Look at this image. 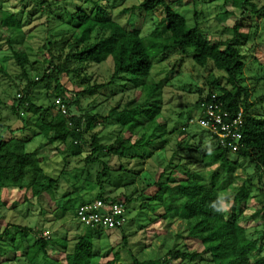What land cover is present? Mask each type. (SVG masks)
I'll return each instance as SVG.
<instances>
[{"label": "trees", "instance_id": "1", "mask_svg": "<svg viewBox=\"0 0 264 264\" xmlns=\"http://www.w3.org/2000/svg\"><path fill=\"white\" fill-rule=\"evenodd\" d=\"M250 1L223 0V3L230 2L235 9L242 12L250 8L252 12L259 13L260 10H256V6ZM84 2L92 4L94 7L92 14H87L82 8L74 12L65 9V16L67 15L75 25L68 32L69 37L60 39L62 46L57 49L55 47L58 45L55 43L51 44L49 41L44 43L42 49H46L50 57L46 61L47 68L40 76V80L28 78L26 54L12 53L27 83L18 93L21 97L16 98L11 105V112L17 118H20L24 112H30L32 115L39 114L41 120L35 123L38 129L35 136L23 139L11 137L7 140L0 138L1 205H3L2 191L5 190H29L34 197H40L43 194L50 195L51 191L57 188L58 181L49 178L44 173L37 155L38 150L46 145H63L67 151L65 159L79 158L85 150L89 149L83 157L85 167L81 177L73 184V192L65 196L68 201L80 198L82 194L86 195L92 192L94 187H98L97 194L84 199L78 207L94 200L131 203L132 199L125 195L120 198H110V192H107L105 186L111 184V179L118 178V172L124 169L119 166L118 172L112 170L109 162L103 158L121 160L132 152L134 153L132 159L140 157L142 161L143 158L136 153L154 141L149 138H153L155 133L165 132V126H160L157 121L161 113L163 84L153 82L150 72L156 58L173 52L191 57L192 61L201 68L211 63L215 70L224 74L226 86L218 90L211 88L204 98L197 101L196 105L199 108L200 102L209 101L210 95L215 94L216 101L222 103L223 110L233 115L241 110L242 140L237 152L232 154L227 148L218 146L216 141L202 130L210 137L214 145L200 156L203 164L215 167L207 179L203 181L183 164H174L169 159L164 169L165 174H161L153 184L156 192L148 200L146 207L149 210L152 209L153 212L161 208L162 214L159 218L162 220L183 221L186 238L197 241L202 248L201 251L190 252L185 245L169 251L161 259L143 261H139L130 252L127 264H172V261L177 260L188 263L197 260L198 264L201 262L264 264V255L256 247V240L249 238L246 229L241 225L249 201L253 199L249 192L251 187L249 181L233 189V193L229 196L230 211L228 213L224 211L222 199V193H226L233 183V175L240 164L239 161H246L254 166V173L259 178L264 170V118L250 114L254 105L248 102V92L241 85L245 62L239 47L242 43V36L239 33L242 27L240 20H236L232 27L233 36L230 39L212 43L197 24L194 27L186 25L184 17L177 13L174 3L170 0H143L123 12L131 15L135 12L145 15L152 14L156 10L162 12L159 25L149 35L142 37L140 31L134 28H124L114 22L109 17V8L103 5L101 0H84ZM40 3L47 4L48 9L51 7L48 0H41ZM261 10L264 11V7ZM0 26L14 34L21 32V22L16 16L1 9ZM107 59H110L112 64L110 80L102 84H87L84 90L73 95L70 102L67 101L65 96L68 92L61 85L60 77L71 76L83 84L84 81L87 82L84 74L86 67L90 64L100 65ZM125 78L134 90L139 92V98L142 99L140 105L132 107L136 102L133 101L122 109H111L102 118L97 114L91 115L86 112L77 114L81 97H91L97 91L110 87L116 81ZM50 82L54 83V87L47 95L49 106L45 110L36 106L32 102V97L39 85ZM215 84L216 82L211 86L215 88ZM57 98H61L66 105V114L58 111L54 113V102ZM260 99L264 101V96ZM70 108L75 109L76 113ZM48 113L50 119L45 121L44 116ZM98 120L101 123L97 122ZM26 122L29 120L23 122L20 130L28 126ZM102 125L119 128L109 144H104L100 139L99 131H96L97 127H102ZM123 133L128 134V137L123 136ZM180 133L185 134V127ZM35 137L41 138L44 143H41L39 148L28 152L26 146ZM132 137H137V140L132 142ZM177 175L183 178L176 180ZM258 191L262 197L258 200L261 206L250 218L262 228V239L264 240V189L258 188ZM151 206L154 208H150ZM76 209L73 210L74 218ZM8 229L9 226L0 236H7ZM23 231L18 229L20 236L26 239L27 234ZM36 234L34 242L24 249V260L28 264H35L39 259L47 264H59L47 256L48 249L55 245L52 243V238L44 239L39 237L40 233L38 236ZM60 242L61 244L57 245L63 251L64 264H122L119 252L114 250L110 252L112 258L103 262L102 259L105 257L96 252L91 234L78 236L71 250L68 249V241L65 238ZM121 243L122 248L126 247L127 239L124 234Z\"/></svg>", "mask_w": 264, "mask_h": 264}, {"label": "rangeland", "instance_id": "2", "mask_svg": "<svg viewBox=\"0 0 264 264\" xmlns=\"http://www.w3.org/2000/svg\"><path fill=\"white\" fill-rule=\"evenodd\" d=\"M41 0H0V9L12 13L21 22V32L14 34L5 27L0 26V138L7 140L11 137L23 139L32 137L38 133L35 127L40 122L39 114L24 112L17 118L11 112L17 94L21 92L27 83L21 70L15 63L12 53H24L28 57L26 66L27 76L35 80L47 68L46 61L49 60V53L42 49L45 42L55 43V48L62 46L60 39L69 37L68 32L72 30L75 23L65 14V9L71 12L82 8L87 14H92L94 7L84 0H48L51 7L41 4ZM103 5L109 8V17L124 28H134L140 31L142 37L149 35L159 25L162 12L156 10L152 14L135 12L134 14L123 13L143 0H101ZM174 3L177 13L182 15L188 27L196 24L204 33L206 38L212 42H223L233 36L232 27L236 20H240L242 27L239 33L242 36V43L239 46L244 56L245 67L241 75V85L248 92V102L253 104L251 115L264 118V0H251L250 3L256 6L259 13H254L250 8L245 11L235 9L230 2L223 3V0H170ZM193 1V2H192ZM40 3V5H39ZM195 5H194V4ZM56 53V51L54 52ZM84 74L87 82L83 84L71 76L60 77V83L68 92L65 99L70 102L73 95L84 90L87 84H102L110 80L112 74L111 60L107 59L100 65L90 64L86 67ZM153 82H161V113L158 124L165 126L164 133H155L154 140L146 148L136 153L143 158L132 159L134 153H128L125 158L117 160L108 158L109 166L117 171L119 166L123 171L118 172V178L111 179V184L105 186L110 192V198H120L125 195L132 199L126 206V223L122 230L113 229L93 230L80 225L74 219L73 210L79 203L94 197L98 187L92 192L81 195L80 198L68 201L65 197L73 192V184L81 177L84 170L83 157L88 150L83 152L79 158L65 159L66 148L63 145H46L38 150L44 173L51 179L58 181L57 188H54L50 195L43 194L34 197L29 190H5L2 191L0 203V234L9 226L8 235L0 236V264H28L24 260V249L31 245L36 239L35 234L49 232L54 246L47 251L50 260L64 264L62 249L57 245L62 239L68 241L70 249L81 231L91 234L92 243L96 252L105 257L103 262L110 260L111 250L118 251L122 264H127L131 252L139 261L156 260L175 249L187 246L190 252L201 251L197 241L189 240L184 233L183 221L162 220L159 217L162 209L155 212L146 207L156 192L153 184L158 177L164 173L165 166L169 159L174 164H183L191 173H195L203 181L207 179L215 167L207 166L200 161V156L205 150H209L213 143L207 134L197 126L188 125L187 122L196 120L199 117L197 101L204 98L211 88L218 90L225 87V76L222 72L215 70L211 63L206 67H198L189 56H181L177 53H167L154 60L150 72ZM124 80L116 81L113 85L97 91L91 97H81L77 114L89 113L105 117L113 108L122 109L127 104L136 101L133 106L140 105L142 99L132 85ZM215 88L212 83H215ZM54 83H43L36 88L32 102L46 110L49 106L47 95L53 89ZM76 113V110L70 108ZM56 110L54 109V113ZM49 121V113L45 116ZM28 125L22 129L23 122ZM101 120V119H100ZM98 120L97 122L101 121ZM185 127V134L181 129ZM102 128V129H101ZM100 139L104 144L113 141L119 128L117 126L97 127ZM128 137V134H122ZM137 137H132V142ZM44 143L39 137H35L26 146L28 152L39 148ZM144 144V141H143ZM150 155V156H149ZM101 159V156H99ZM240 164L233 175V183L222 193L223 207L225 212L230 211L229 196L233 189L240 187L249 181L250 195L248 208L244 213V221L241 225L246 229L247 236L256 240V247L264 255V240L262 228L256 225L251 216L261 206L262 197L258 188L264 189V170L259 176L254 173V166L246 161H239ZM131 170V171H130ZM182 170V168H181ZM116 172V173H117ZM116 175V174H115ZM183 176H175L176 180ZM104 184V180H102ZM27 182V179L25 183ZM132 182V183H131ZM128 184V185H127ZM127 185V186H123ZM143 192V193H142ZM138 197V199H136ZM150 208H154L151 206ZM18 226V227H17ZM17 227V228H16ZM24 230L27 234L23 239L18 229ZM25 228V229H24ZM126 236L127 245L121 243L122 235ZM71 250V249H70ZM35 264H47L39 259ZM172 264H198V261H172ZM200 264H208L201 262Z\"/></svg>", "mask_w": 264, "mask_h": 264}, {"label": "built area", "instance_id": "3", "mask_svg": "<svg viewBox=\"0 0 264 264\" xmlns=\"http://www.w3.org/2000/svg\"><path fill=\"white\" fill-rule=\"evenodd\" d=\"M21 95L17 94V98ZM55 110L66 114V105L61 98L54 102ZM199 117L187 124H197L199 128L211 136L218 146L227 148L232 154L237 152L242 140L241 128L243 117L241 110L236 115L222 109V103L216 101V95L211 94L210 100L199 103ZM126 206L121 202H105L94 200L77 207L75 221L88 229L112 231L120 229L126 223ZM40 238L49 239L50 233L44 232Z\"/></svg>", "mask_w": 264, "mask_h": 264}, {"label": "crops", "instance_id": "4", "mask_svg": "<svg viewBox=\"0 0 264 264\" xmlns=\"http://www.w3.org/2000/svg\"><path fill=\"white\" fill-rule=\"evenodd\" d=\"M109 232H110V231H109ZM80 235H85V236H86V235H88V234H87V232L85 233V231H81V230H80V233L78 234V236H80ZM76 239H77V238H76ZM76 239H75V240H76Z\"/></svg>", "mask_w": 264, "mask_h": 264}]
</instances>
